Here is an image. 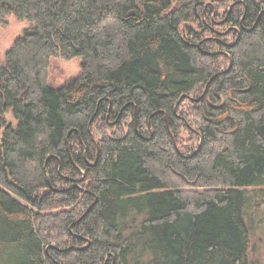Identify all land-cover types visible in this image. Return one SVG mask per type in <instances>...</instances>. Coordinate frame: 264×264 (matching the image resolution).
Listing matches in <instances>:
<instances>
[{
    "label": "trees",
    "instance_id": "1",
    "mask_svg": "<svg viewBox=\"0 0 264 264\" xmlns=\"http://www.w3.org/2000/svg\"><path fill=\"white\" fill-rule=\"evenodd\" d=\"M10 16L31 25L0 63V264H262L264 0H0Z\"/></svg>",
    "mask_w": 264,
    "mask_h": 264
},
{
    "label": "rangeland",
    "instance_id": "2",
    "mask_svg": "<svg viewBox=\"0 0 264 264\" xmlns=\"http://www.w3.org/2000/svg\"><path fill=\"white\" fill-rule=\"evenodd\" d=\"M30 22L27 20L18 21L14 16H10L9 23L6 26L0 25V63L3 61L5 53L9 50L14 40L18 37L23 36L25 30L30 27ZM81 73V59L79 57L71 60L63 59H51L48 67V83L54 88H60L72 80L76 79ZM187 135V134H186ZM183 135V141L187 142V136ZM195 146L194 141H190L188 148ZM264 204L261 206V215L252 217V225L260 230L261 226L264 227ZM261 239L264 236V230L262 229ZM257 233V232H256ZM258 235V236H259ZM257 246L259 248L260 258L262 264H264V245H259L257 240Z\"/></svg>",
    "mask_w": 264,
    "mask_h": 264
}]
</instances>
